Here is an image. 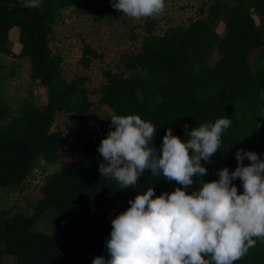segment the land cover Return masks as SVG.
Wrapping results in <instances>:
<instances>
[{
	"label": "trees",
	"instance_id": "1",
	"mask_svg": "<svg viewBox=\"0 0 264 264\" xmlns=\"http://www.w3.org/2000/svg\"><path fill=\"white\" fill-rule=\"evenodd\" d=\"M103 1L93 6L92 0H43L38 8H25L21 0H0V55L28 60L32 80L47 91L42 108L30 97L16 110L0 92V190L24 192L44 161L42 198L32 206L34 215L11 217L0 209V264L7 255L16 257V264H92L95 257L107 256L111 220L130 207L129 200L139 190L155 187L156 195L175 190L176 182L148 171L138 179L139 188L127 190L102 177L98 169L103 158L97 149L114 130L110 122L114 115L135 114L150 121L157 128V147L168 128L186 139L192 128L231 118L220 149L208 163L202 161L208 169L205 181L218 179V170L224 167L234 171L238 149L255 151L264 159V0H212L199 10V18L163 35L155 34L153 17H148L144 29L149 35L141 50L123 55L117 71H104L105 82L96 93L111 114L87 135L82 134L86 128L82 123L93 106L85 87L89 79L66 80L63 58L53 52L51 36L71 8L79 15L93 9L97 20L110 18L116 9L111 0ZM14 28H19V54L13 52L10 39ZM214 54L218 58L212 61ZM253 55L257 59L251 65ZM101 59L103 55L85 42L81 65L89 69ZM64 113L80 123L68 124L67 134L54 130ZM68 138L78 140L67 154L73 159L48 174L45 164L56 165L67 156ZM249 163L245 158L244 164ZM233 183L243 192L239 178ZM198 187L194 184L189 191ZM48 214L56 228L37 231V223ZM234 264H264V241L257 239Z\"/></svg>",
	"mask_w": 264,
	"mask_h": 264
},
{
	"label": "clouds",
	"instance_id": "2",
	"mask_svg": "<svg viewBox=\"0 0 264 264\" xmlns=\"http://www.w3.org/2000/svg\"><path fill=\"white\" fill-rule=\"evenodd\" d=\"M21 3L38 8L43 0ZM111 3L136 19L160 14L165 8V0ZM110 122L114 130L97 149L103 158L98 169L103 178L114 179L120 190H127L139 188L138 179L148 171L178 186L160 195L155 187L139 190L129 200L130 207L111 220L107 256L95 257L92 264H234L257 239L264 241V159L260 154L238 149L234 171L224 167L218 170V179H203L208 172L205 163L220 149L231 118L192 128L186 139L168 128L159 147L154 144L157 128L139 115H114ZM245 158L250 161L247 165ZM238 178L243 192L233 183ZM194 184L199 187L190 192Z\"/></svg>",
	"mask_w": 264,
	"mask_h": 264
},
{
	"label": "rangeland",
	"instance_id": "3",
	"mask_svg": "<svg viewBox=\"0 0 264 264\" xmlns=\"http://www.w3.org/2000/svg\"><path fill=\"white\" fill-rule=\"evenodd\" d=\"M211 1L165 0L164 11L152 16L155 23V34L163 35L171 27L187 25L192 19L199 18V10L208 6ZM225 1L230 2V0ZM98 3H104V1L92 0L93 6ZM109 15H111L110 18L97 20V14L93 9L87 15L77 14L74 8L68 9L55 25L54 34L51 36L53 52L63 58L62 70L66 80L72 81L79 76H87L89 79L85 82V87L88 89V98L93 106L82 123L86 126L82 134L91 135L93 130L111 114L109 109L100 105L101 96L96 93V90L105 82L104 71H117L122 56L139 52L145 37L149 35L144 29L148 17L136 19L118 10ZM221 30L218 32H222ZM10 39L14 45L13 52L19 54L22 48L18 44L19 28L11 31ZM85 42L103 55V59L93 61L89 69H85L80 63ZM217 58L214 54L211 60L214 61ZM256 59L257 56L253 55L251 65ZM0 92L12 110L18 109L24 100L30 97H32L33 105L38 108H42L47 103L46 89L31 78L29 61L15 56L0 55ZM76 123L69 114L64 113L57 118L54 130H61L67 134V125H76ZM68 142L70 145L64 150L65 155L77 146L78 140L68 138ZM72 159V156L67 155L63 156L60 163L56 165L46 166L45 164L47 173L50 174L57 169L67 167ZM42 166H44V161L33 171L24 192L8 193L0 190V209L8 210L11 217L22 214L30 218L34 215L35 211L32 206L42 198L41 187L44 179ZM51 218H54L52 214L45 216L37 223L35 229L53 231L56 224H53ZM2 264H16V257L4 256Z\"/></svg>",
	"mask_w": 264,
	"mask_h": 264
}]
</instances>
